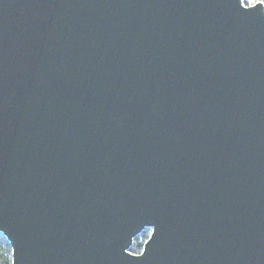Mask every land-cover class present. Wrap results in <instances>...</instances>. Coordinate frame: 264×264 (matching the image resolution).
Segmentation results:
<instances>
[{
  "label": "water",
  "instance_id": "1",
  "mask_svg": "<svg viewBox=\"0 0 264 264\" xmlns=\"http://www.w3.org/2000/svg\"><path fill=\"white\" fill-rule=\"evenodd\" d=\"M0 233L16 264H264V7L0 0Z\"/></svg>",
  "mask_w": 264,
  "mask_h": 264
},
{
  "label": "trees",
  "instance_id": "2",
  "mask_svg": "<svg viewBox=\"0 0 264 264\" xmlns=\"http://www.w3.org/2000/svg\"><path fill=\"white\" fill-rule=\"evenodd\" d=\"M151 230L145 229L143 230L137 237H135L133 244L129 251L133 254L135 253H141L143 245L145 241L148 239L150 235ZM6 249V252L4 256L0 257V259H12V250L11 246L6 240V238L3 236V234L0 233V250Z\"/></svg>",
  "mask_w": 264,
  "mask_h": 264
},
{
  "label": "snow or ice",
  "instance_id": "3",
  "mask_svg": "<svg viewBox=\"0 0 264 264\" xmlns=\"http://www.w3.org/2000/svg\"><path fill=\"white\" fill-rule=\"evenodd\" d=\"M238 8L241 12L248 14L249 9H256L257 6L264 7V0H237ZM6 249L0 250V257L4 256ZM129 255L142 256L143 253H129ZM0 264H16L15 259H0Z\"/></svg>",
  "mask_w": 264,
  "mask_h": 264
}]
</instances>
